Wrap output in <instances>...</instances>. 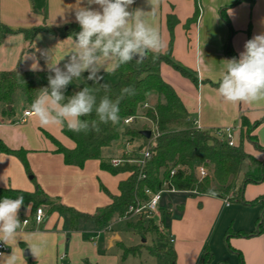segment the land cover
Wrapping results in <instances>:
<instances>
[{
    "label": "crops",
    "instance_id": "1",
    "mask_svg": "<svg viewBox=\"0 0 264 264\" xmlns=\"http://www.w3.org/2000/svg\"><path fill=\"white\" fill-rule=\"evenodd\" d=\"M236 1L150 0L149 3L148 0H135L130 10L139 8L147 12L151 6L155 8L156 14L146 13L144 19L159 31L165 45L161 52L167 50L170 41L167 16L174 14L179 20L174 28L172 58L191 70L197 83L165 64L161 67V75L175 89L194 124L200 129L213 131L226 127L240 129L242 117L251 124L260 121L253 135L256 143L264 147V99L234 104L223 101L217 92L223 70L222 61L229 59L225 48L230 30L221 18V9H225L230 21L233 30L230 42L237 57L244 50L247 40L264 33V0H254L253 4H235ZM197 5L200 8L199 18L191 22ZM77 6L78 0H0V21L13 30L29 29L44 23L56 29L70 23L78 24L75 20ZM74 49L75 40L71 38L62 39L40 33L28 41L20 33L7 35L0 47V72L15 69L50 71L48 66L54 64L63 67L64 57ZM44 52L48 58L42 55ZM113 65L114 61L106 62L105 70L102 69L100 73L103 76L101 83L114 84L119 81L120 76L112 73ZM87 75L85 72L80 78L73 79L65 91L66 100L86 84L93 83L86 80ZM22 99L25 101L24 95ZM25 103L20 102L12 118L0 115V188L34 192L36 185H39L47 197L87 214H94L108 206L110 197L101 187L117 195L119 183L127 178V174L112 175L101 168L99 160H89L83 168L65 165L63 156L55 152L56 146L48 135L70 149L74 143L63 134L61 125L41 126L31 111V105ZM147 105L149 107V103ZM25 111L33 114L21 122ZM239 129L235 131V137ZM1 148L24 150L31 174L18 157ZM137 150L128 153V157L138 159L140 153ZM244 150L256 159L264 160V151L257 149L250 141L246 142ZM122 156L102 158L110 162ZM239 184L240 181L225 198L178 192L174 194L184 193L188 196L179 198L175 205L167 202V207L162 206L168 237L174 240L170 245L176 254L175 264H201L205 248L212 254V264H264V234L249 238L239 235L254 233L258 228L264 206L247 205L245 202L264 197V180L248 184L242 196L238 194ZM44 207L47 217L39 226L32 222L22 224L24 219H31L35 211L32 204L21 207L18 213L21 226L17 238L8 242V251L4 255L13 253L16 264H62V260L66 264H86V258H91L93 264H100L98 260L103 255H99L95 244L86 240V234L97 230L95 223L81 220L77 230H71L68 215L48 213V206ZM120 239L119 234H111L107 238L108 247H137L147 242L143 239L141 244L126 246ZM30 247L39 249L36 256ZM142 255L143 250L132 257L135 260L142 258ZM62 256L64 258L61 260ZM122 256L123 251L121 255L107 258L108 262L102 264H124L128 258L123 259ZM0 264H5V260L0 259Z\"/></svg>",
    "mask_w": 264,
    "mask_h": 264
},
{
    "label": "trees",
    "instance_id": "2",
    "mask_svg": "<svg viewBox=\"0 0 264 264\" xmlns=\"http://www.w3.org/2000/svg\"><path fill=\"white\" fill-rule=\"evenodd\" d=\"M242 2L253 4L254 0H237L235 4ZM224 10V8L221 9V18L230 30L225 49L226 55L231 59L237 57V54L231 46L230 38L233 30ZM199 15L200 8L197 5L191 22H196ZM178 23L179 20L174 14L167 16L170 41L166 51L161 52L155 59L153 54L149 53L141 63L133 60L112 71V73L119 75L120 79L116 85L110 86L111 90L108 93L110 98L115 100L120 96L121 90L127 86L135 89L134 95H126L121 101L118 123H98L99 131H89L87 134L70 131L66 126L61 125L63 134L74 143V147L71 149L48 135L56 146L55 152L63 156L67 166L83 168L87 161L99 160L101 168L112 175L127 174V178L119 183L117 195H113L105 187H101L110 197L111 202L108 206L98 209L94 214L82 213L61 204L58 200L47 197L39 185H36L34 192L0 188V199L6 196L14 199L22 195L24 207L32 204L35 211L41 206H48V213L58 212L62 215H68L71 230H77L81 220L93 221L96 229L100 230L107 227L115 216H123L129 205L135 203L136 199L146 200V189L157 191L162 189L165 183L172 185L180 192H195L201 195H208L209 189H212L218 194L217 197L225 198L236 188L239 179H241L238 187L240 196L243 195L248 184L262 182L264 180V160H258L244 150V143L250 141L257 149L264 151V147L256 143L253 135V131L260 124V121L251 124L248 119L242 117L240 129L235 138L236 144L231 147L216 136L217 129L213 131L198 129L190 119L189 113L175 89L163 79L161 67L165 64L197 83L194 73L172 58L174 28ZM80 30L79 24L75 23L66 24L56 29L44 23L29 29L13 30L0 21V47L4 38L11 34H23L28 41H32L40 33L74 40V34ZM50 74L52 73L48 70L28 72L15 69L0 72V115L8 118L14 116L15 95L19 91L24 95L26 103L31 105L41 89L48 86L47 77ZM85 87H88L96 95L98 102L105 94L98 84L89 83ZM153 96L156 97L155 104L145 108ZM141 116L153 124V130L147 127L142 128V130L152 132L150 139L142 136L141 130L138 129L128 128L125 132H121L125 119L129 117L141 118ZM95 118V113H93L92 116L82 119L92 120ZM121 135L127 141L138 137L147 145L154 138L155 144L149 149L150 158L145 161L143 166L125 163L115 167L102 158V150L111 146ZM147 145H143L142 149ZM1 149L18 157L28 174H31L24 150ZM200 167H204L207 171V175L203 178L198 172ZM172 171H175L174 175L171 174ZM245 204H263L264 206V197L252 202H245ZM165 221L164 218L161 221V226L156 224L154 220H138L135 223H128L129 228L135 234L140 235L145 240L146 237H150L153 243L150 246L142 244L137 247L120 245L123 251V259L128 256H137L145 248L151 256L159 258L162 264H175L176 254L170 245ZM263 234L264 213L259 219L258 228L254 233L239 235L249 238ZM212 261L211 252L205 248L201 256V264H212Z\"/></svg>",
    "mask_w": 264,
    "mask_h": 264
},
{
    "label": "clouds",
    "instance_id": "3",
    "mask_svg": "<svg viewBox=\"0 0 264 264\" xmlns=\"http://www.w3.org/2000/svg\"><path fill=\"white\" fill-rule=\"evenodd\" d=\"M150 3V0H148ZM135 0H78L75 20L80 31L75 33V49L64 57L63 67L48 66V86L41 89L31 104V111L41 126L63 125L76 133L99 131L98 123H118L119 105L124 97L134 95L135 89L127 86L115 100L110 98V85L101 83L108 61H114L113 70L135 60L143 62L149 53L155 59L165 47L159 31L149 25L144 16L156 14L137 8L130 10ZM83 5V6H82ZM93 5L98 7L94 8ZM42 55L47 56L46 52ZM222 76L218 82L219 97L229 103H252L264 99V33L247 40L239 57L223 60ZM88 73L86 80L99 84L104 95L97 101L88 87H83L70 98L65 91L74 78ZM95 119H82L92 116ZM208 195L218 194L209 189ZM24 205L22 195L0 199V241L8 245L14 241L21 226L19 210ZM36 256L39 249L30 247ZM5 264H16L15 255L0 253Z\"/></svg>",
    "mask_w": 264,
    "mask_h": 264
},
{
    "label": "rangeland",
    "instance_id": "4",
    "mask_svg": "<svg viewBox=\"0 0 264 264\" xmlns=\"http://www.w3.org/2000/svg\"><path fill=\"white\" fill-rule=\"evenodd\" d=\"M119 82V81H118ZM118 82H115L114 84H109L110 86H114L116 85ZM206 83V82H205ZM23 98V94L22 92H17L15 95V111L17 112L19 107H20V102H24ZM20 99V101H19ZM22 100V101H21ZM156 101V97L153 96L152 98H150L149 100V106H153L155 104ZM26 104V103H25ZM95 113V112H93ZM143 127H147L150 128V130H153V124L146 119L145 117L141 116V118H137L131 125H123L121 128V132H125L128 128L130 129H138L142 131ZM140 138H134L130 141V143L127 145L126 144V138L123 137L122 135L120 136V138L116 141H114L111 146L104 148L102 150V156L105 158H111V157H119V156H123L121 157L122 159L126 158V153H131L134 150H137V153L141 155L142 152V147L143 145H147V143H143V141H140ZM149 144V143H148ZM244 146H246V142L244 143ZM129 155V154H128ZM130 158V157H129ZM133 159V158H131ZM132 164H134V162H132ZM241 181V179H239ZM239 183V182H238ZM186 196H188L187 194L184 193H180V194H174V193H170V192H165L162 195V201L160 203V207L162 209V206H168L167 202L172 203V205H175L176 201L180 198H185ZM43 208H45L44 206H42ZM158 217L154 220L155 222H158ZM130 222H137L136 218H130L128 220H121L120 216H115L111 222L109 223V225L107 227H104L100 230H93L92 232H89V234H86V240L88 242H90L92 245L95 244L99 255H103L101 256L98 260V262L100 264H102L103 262H108L107 258H112V257H116L117 255L122 254V249L120 248V246L118 245H114L112 248L108 247V243H107V238L114 233H117L120 235L121 237V242H123V244H125L126 246H132V245H136V244H141L142 240L144 238H142L140 235L135 234L134 232H132L128 226V223ZM160 229H162V227H160ZM147 242L145 243L146 245H152L153 241L150 237H146ZM146 249H143V255L142 258H135V260L133 259L134 257L132 256H128L126 260H124V264H145V258L146 259V264H161V260L155 256H151L148 255L146 253ZM25 258V257H24ZM122 261V257L121 260ZM62 264H66L67 262L62 260L60 261ZM126 262V263H125ZM85 263L86 264H93V260L91 258H86L85 259ZM122 263V262H121Z\"/></svg>",
    "mask_w": 264,
    "mask_h": 264
},
{
    "label": "built area",
    "instance_id": "5",
    "mask_svg": "<svg viewBox=\"0 0 264 264\" xmlns=\"http://www.w3.org/2000/svg\"><path fill=\"white\" fill-rule=\"evenodd\" d=\"M148 105H145V108H147ZM31 114H33L30 111L24 112V117L21 120V122H25L26 118L29 117ZM137 118L140 117H129L124 120L125 125H131ZM196 126V125H195ZM197 127V126H196ZM200 129L199 127H197ZM239 129V127H226V128H220L217 129L215 134L217 137H219L221 140L225 141L229 146L233 147L236 144V137H235V131ZM130 141H127L126 144L128 145ZM154 138L149 141V144L144 147V149L141 152L140 159L132 160L129 157L128 158H116L111 159L110 164L112 166H121L125 163L134 162V164H138L143 166L145 161H147L150 158V146H154ZM126 156H129L126 152ZM198 172L200 174V177H205L207 175V171L204 167H200L198 169ZM175 171H172V175H174ZM165 192L170 193H178L180 191L176 190L172 185L165 183L164 187L160 190L154 191L151 189H146L145 194L147 196L146 200H140L136 199L135 203L129 205L127 208L126 213L123 216H120L121 220H128L130 218H136L138 220L143 221H150L155 220L158 217V222L156 224L161 226V221L163 220V214L161 212L160 203L162 201V195ZM195 193V192H194ZM47 217V211L42 206L37 208L32 216L31 219L26 218L22 221L23 225H28L30 222H32L34 225L39 226L41 225ZM170 244L174 243V240L172 238L169 239ZM8 251L7 246L0 241V253L5 254ZM64 258V256L61 257V260Z\"/></svg>",
    "mask_w": 264,
    "mask_h": 264
},
{
    "label": "water",
    "instance_id": "6",
    "mask_svg": "<svg viewBox=\"0 0 264 264\" xmlns=\"http://www.w3.org/2000/svg\"><path fill=\"white\" fill-rule=\"evenodd\" d=\"M141 135L147 139L151 138L152 132L150 130H142L140 131Z\"/></svg>",
    "mask_w": 264,
    "mask_h": 264
}]
</instances>
